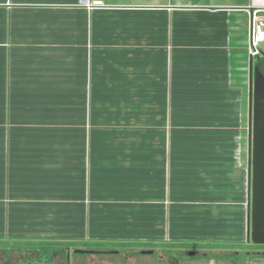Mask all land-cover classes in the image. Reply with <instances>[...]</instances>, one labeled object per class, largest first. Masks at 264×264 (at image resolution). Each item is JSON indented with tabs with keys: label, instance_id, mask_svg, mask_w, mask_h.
I'll return each mask as SVG.
<instances>
[{
	"label": "crops",
	"instance_id": "crops-1",
	"mask_svg": "<svg viewBox=\"0 0 264 264\" xmlns=\"http://www.w3.org/2000/svg\"><path fill=\"white\" fill-rule=\"evenodd\" d=\"M79 2L0 0L3 220L64 202L96 209L120 200L97 193L152 182L166 195L175 162L191 155L179 139L173 156L172 99L248 95L264 0Z\"/></svg>",
	"mask_w": 264,
	"mask_h": 264
},
{
	"label": "rangeland",
	"instance_id": "rangeland-1",
	"mask_svg": "<svg viewBox=\"0 0 264 264\" xmlns=\"http://www.w3.org/2000/svg\"><path fill=\"white\" fill-rule=\"evenodd\" d=\"M255 34L254 28L253 36ZM258 44L260 56L264 59V41ZM233 46H237L236 43ZM247 101V89L219 99H172L170 136L173 156L181 159V148L175 145L179 139L187 144L185 151H191L188 152L191 155L180 163L175 162L179 166L172 168V186L166 195H155L152 182L151 191L146 189L140 194L131 186L120 194L110 193V190L97 194L93 191L98 198L105 196L120 200L107 199L98 204L99 208L91 210H68L72 208L71 202L60 203L62 208L59 209L51 206L48 210H15L10 218L5 210L4 220L0 218V238L82 241L91 247L80 248L101 251L75 253V247L71 246L67 260H61L59 264H233L230 259L179 255L176 254L179 248L170 249V255L166 253L167 249L159 247L155 248V254H130V251L119 252L89 243L98 239L104 242L139 239L162 243L196 241L219 245L209 249L195 248L199 253L230 252L238 244L243 248L247 246L246 251L253 250L251 243L247 245L250 237L247 238L246 231ZM228 115L234 119L221 121ZM39 194L46 193L40 190ZM252 244L262 245L254 250L264 252V244ZM108 250L118 252H105ZM243 264H264V257L247 256Z\"/></svg>",
	"mask_w": 264,
	"mask_h": 264
},
{
	"label": "trees",
	"instance_id": "trees-1",
	"mask_svg": "<svg viewBox=\"0 0 264 264\" xmlns=\"http://www.w3.org/2000/svg\"><path fill=\"white\" fill-rule=\"evenodd\" d=\"M261 22H264V19L258 18ZM261 50L259 49V54L253 57V63H257L262 60L260 56ZM256 58V59H255ZM255 61V62H254ZM95 241V243H93ZM89 243L91 245L99 244L104 245L99 248L109 247L112 249H117L119 252H129L130 254L140 253V250L143 248H151V254H155L156 247L167 249V254L170 255L172 252L170 249L179 248L176 250V254L182 255L186 253L185 250H196L197 249H209L215 248L219 245L212 242H196V241H175V242H166L162 243L160 241H147V240H107L106 242L101 240H94ZM251 237L247 240L249 245L253 246L254 249L262 248V245L254 246L252 244ZM254 243V242H253ZM106 244V245H105ZM238 244V243H237ZM256 244V243H255ZM80 248V247H91L85 246V243L82 241H72V240H21V239H9V238H0V264H59L61 260H67V253L70 247ZM238 247H232L234 250L230 252L222 253H196L194 255L204 256L210 259L223 258L230 259L233 264H243V259L249 256L250 258L254 257H264V252L250 250L246 246L243 248L241 245ZM95 247V246H94ZM96 249V248H94ZM257 250V249H256ZM100 252V251H98ZM170 252V253H169ZM193 255V256H194ZM242 257L243 259H240ZM172 261V260H171Z\"/></svg>",
	"mask_w": 264,
	"mask_h": 264
},
{
	"label": "water",
	"instance_id": "water-1",
	"mask_svg": "<svg viewBox=\"0 0 264 264\" xmlns=\"http://www.w3.org/2000/svg\"><path fill=\"white\" fill-rule=\"evenodd\" d=\"M253 33V22H251ZM264 30V25H261ZM247 238L256 244H264V59L253 65L248 61L247 95ZM75 253L98 252L91 249H74ZM101 252V251H100ZM105 252L114 253L117 250ZM151 254L152 250H140ZM194 255V251H189Z\"/></svg>",
	"mask_w": 264,
	"mask_h": 264
},
{
	"label": "built area",
	"instance_id": "built-area-1",
	"mask_svg": "<svg viewBox=\"0 0 264 264\" xmlns=\"http://www.w3.org/2000/svg\"><path fill=\"white\" fill-rule=\"evenodd\" d=\"M79 4L84 7L87 10L98 8L103 6V0H80ZM264 33V30L256 31L255 36L252 37L251 43H250V48H251V54L252 55H257L259 54V48H258V43L260 41L264 40V36H261V34Z\"/></svg>",
	"mask_w": 264,
	"mask_h": 264
},
{
	"label": "flooded vegetation",
	"instance_id": "flooded-vegetation-1",
	"mask_svg": "<svg viewBox=\"0 0 264 264\" xmlns=\"http://www.w3.org/2000/svg\"><path fill=\"white\" fill-rule=\"evenodd\" d=\"M189 251H194V252L196 253V250H191V249H190V250H186V254H188ZM197 253H199V252L197 251ZM188 255H189V254H188Z\"/></svg>",
	"mask_w": 264,
	"mask_h": 264
},
{
	"label": "bare ground",
	"instance_id": "bare-ground-1",
	"mask_svg": "<svg viewBox=\"0 0 264 264\" xmlns=\"http://www.w3.org/2000/svg\"><path fill=\"white\" fill-rule=\"evenodd\" d=\"M261 36H264V33H263V34H261Z\"/></svg>",
	"mask_w": 264,
	"mask_h": 264
}]
</instances>
